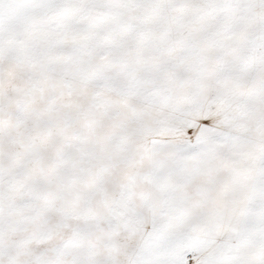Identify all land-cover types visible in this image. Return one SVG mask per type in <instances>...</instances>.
I'll return each mask as SVG.
<instances>
[{
	"label": "snow or ice",
	"instance_id": "1",
	"mask_svg": "<svg viewBox=\"0 0 264 264\" xmlns=\"http://www.w3.org/2000/svg\"><path fill=\"white\" fill-rule=\"evenodd\" d=\"M0 264H264V0H0Z\"/></svg>",
	"mask_w": 264,
	"mask_h": 264
}]
</instances>
